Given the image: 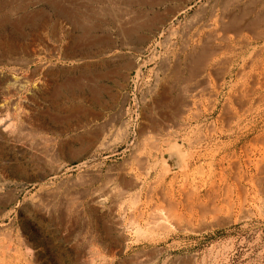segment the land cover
I'll list each match as a JSON object with an SVG mask.
<instances>
[{
	"label": "rangeland",
	"instance_id": "1",
	"mask_svg": "<svg viewBox=\"0 0 264 264\" xmlns=\"http://www.w3.org/2000/svg\"><path fill=\"white\" fill-rule=\"evenodd\" d=\"M223 13L254 24L196 89ZM259 30L264 0H0V264H264Z\"/></svg>",
	"mask_w": 264,
	"mask_h": 264
},
{
	"label": "bare ground",
	"instance_id": "2",
	"mask_svg": "<svg viewBox=\"0 0 264 264\" xmlns=\"http://www.w3.org/2000/svg\"><path fill=\"white\" fill-rule=\"evenodd\" d=\"M239 4V3H238ZM225 7V6H224ZM232 7V6H231ZM258 8V7H257ZM185 9V8H184ZM214 9V8H213ZM222 9V8H221ZM213 13V12H212ZM222 15V14H221ZM233 16V15H232ZM249 16V15H248ZM224 17H228V15H226L225 13H223V16H222V18H221V24L223 23L222 21H224V20H222ZM230 17V16H229ZM237 17V16H236ZM260 17H261V15H260ZM219 18V19H220ZM244 18V17H243ZM246 18L247 17H245L244 19H238V18H233V20L232 21H230V20H225V21H227L228 23H229V21L231 22L230 24H228V23H224V24H222L223 25V28H221V27H219V28H221L220 30L222 31V34L223 35H219L218 34V32H217V30L216 31H214V30H206L204 33L202 32V34H201V36H200V38H199V40H198V42L196 43V44H190V39H186V41L184 42V45H181V46H183V49H185V50H187V49H189L190 51L187 53V54H189L190 52H192L193 54H191L190 56L191 57H189L188 55H187V60H186V63L184 64L185 65V71L188 73V75L185 77V82L187 83L189 80H194V86H196L195 88L197 89V86L199 85V83H200V81L202 80L201 78L203 77L202 76V70H204V68L203 67H205L206 65L207 66H210L213 62H215V60H216V58H217V55L219 54V52L220 51H222V49H223V46H226L227 45V43H228V41H229V36L228 35H226V32H227V30H232V31H234V32H239L240 34H241V31L243 30L244 31V29H246L248 26L250 27V24H254L252 21H251V19L250 20H248V18H247V20H246ZM250 18V17H249ZM258 19V18H257ZM203 20V19H202ZM255 22V21H254ZM260 22V21H259ZM261 22H263V21H261ZM15 23V22H14ZM19 24V23H18ZM218 24V23H217ZM257 24L255 23V26H256ZM208 26V25H207ZM206 26V27H207ZM257 26H259V25H257ZM199 27H201V26H199ZM210 27V26H209ZM218 27V26H217ZM261 27H262V25H261ZM252 28V27H251ZM251 28H249V29H247V30H251ZM166 29V28H165ZM190 29V28H189ZM162 31V30H161ZM169 31V30H168ZM219 31V30H218ZM220 31V32H221ZM246 31V30H245ZM177 32V31H176ZM195 32V31H194ZM261 32H263V31H260L259 30V33H261ZM183 33V32H182ZM235 33V34H236ZM264 33V32H263ZM262 33V34H263ZM251 34V33H250ZM169 35V34H168ZM184 35V34H183ZM237 35H238V33L236 34V37H237ZM258 35V34H257ZM256 35V36H257ZM186 36V35H185ZM242 36V35H241ZM259 36V35H258ZM184 37V36H183ZM196 37V36H195ZM234 37V36H233ZM254 37H255V35H254ZM252 38V37H251ZM256 38H259V37H256ZM260 38H261V36H260ZM238 39V38H237ZM162 40V39H161ZM185 40V39H184ZM197 40V39H196ZM243 40V39H242ZM249 40V39H248ZM168 41V40H167ZM245 41V40H244ZM239 42H242V41H239ZM141 46V45H140ZM27 53V52H26ZM153 55H155L154 53H153ZM185 55H186V52H185ZM221 56V55H220ZM226 56V55H225ZM155 57V56H154ZM98 59V58H97ZM148 59V58H147ZM151 59V58H150ZM254 59V58H253ZM225 60V59H224ZM228 60V59H227ZM146 61V60H145ZM165 61V60H164ZM218 61V60H217ZM216 61V62H217ZM248 61V60H247ZM167 62V61H166ZM216 62H215V65H216ZM29 63V62H28ZM143 63V62H142ZM141 64V63H140ZM139 64V65H140ZM144 64V63H143ZM177 64V63H176ZM247 65V64H246ZM206 66V67H207ZM212 66H214V64L212 65ZM212 66H210V67H212ZM231 66V65H230ZM180 67V66H179ZM209 67V68H210ZM258 67H259V65H258ZM181 69V68H180ZM212 69V68H211ZM240 69V68H239ZM175 70L176 69H174V72L173 73H175ZM182 70V69H181ZM184 70H183V72H184ZM140 71V70H139ZM244 71V70H243ZM170 72H171V70H170ZM204 72H205V70H204ZM178 73H180V72H178ZM182 73V72H181ZM210 73V72H209ZM224 73V72H223ZM222 73V74H223ZM204 74V73H203ZM170 75V74H169ZM168 75V76H169ZM176 75V74H175ZM216 75V74H215ZM221 75V74H220ZM174 75H172V77H173ZM179 77V76H178ZM241 77V76H240ZM184 78V77H183ZM238 78V77H237ZM178 80V79H177ZM255 80V79H254ZM214 81V80H213ZM165 82V81H164ZM165 83H167V82H165ZM164 83V84H165ZM251 83V82H250ZM173 84V83H172ZM193 84V83H192ZM164 87V89L166 90V89H170V87H172L171 85H170V83L168 82V85L166 84V86H163ZM182 87V86H181ZM205 87V86H204ZM173 88V87H172ZM171 88V89H172ZM186 89H188V88H184L183 90H185L186 91ZM236 89V88H235ZM207 90V89H206ZM163 91V90H162ZM200 91V90H199ZM251 91V90H250ZM156 92V90L155 89H153V90H150L149 91V93L150 94H154ZM191 92V91H190ZM209 92V91H208ZM247 92V91H246ZM240 93V92H239ZM182 94V93H181ZM172 95V94H171ZM170 95V96H171ZM233 95V94H232ZM160 96V95H159ZM177 96V95H176ZM172 97V96H171ZM187 98V97H186ZM226 98V97H225ZM255 98V97H254ZM244 99V98H243ZM4 100V99H3ZM236 100V99H235ZM191 101V100H190ZM186 102V101H185ZM153 103V102H152ZM162 103V102H161ZM179 103V102H178ZM189 103V102H188ZM194 103V102H193ZM187 104V103H186ZM192 104V103H191ZM144 105V104H143ZM146 105V104H145ZM184 105H185V103H184ZM189 106V105H188ZM148 108V107H147ZM186 108V107H185ZM227 108V107H226ZM211 111V110H210ZM226 111V110H225ZM151 115H152V113H151ZM150 116V115H149ZM230 116V115H229ZM153 117V116H152ZM179 117V116H178ZM54 118V117H53ZM146 118V117H145ZM149 119V118H148ZM189 119V118H188ZM218 119V118H217ZM159 120V119H158ZM172 120V119H171ZM176 121V120H175ZM143 122V121H142ZM1 123V122H0ZM146 124H147V126H151V127H153V128H155V130L156 129H159V128H162V125H161V123L159 122V121H157V120H152V122L150 123V121H148V123H147V121L145 122ZM7 124V123H6ZM143 125V124H142ZM171 125V124H170ZM145 127L146 126H143L142 127V131H143V129H145ZM177 127V126H176ZM179 127V126H178ZM210 127V126H209ZM8 128V127H7ZM149 128V127H148ZM166 128V127H165ZM169 128V127H168ZM168 128H166V129H168ZM12 129V128H11ZM104 129V128H103ZM139 129V128H138ZM147 129V128H146ZM211 130H212V128H211ZM214 130V129H213ZM6 131V130H5ZM148 131V130H147ZM154 132V131H153ZM177 132V131H176ZM182 132V131H181ZM140 133V132H139ZM143 133V132H142ZM203 133V132H202ZM201 133V134H202ZM89 134V133H88ZM162 134V133H161ZM177 134V133H176ZM200 134V135H201ZM209 133L207 132V135H208ZM157 135V134H156ZM200 135H199V137H200ZM203 135V134H202ZM139 136V135H138ZM185 137V136H184ZM136 138V137H135ZM142 138V137H141ZM201 138V137H200ZM199 138V139H200ZM204 138V137H203ZM169 139V138H168ZM189 139V138H188ZM194 139V138H193ZM192 139V140H193ZM191 140V139H190ZM163 142H165L164 144L167 146V148H165V147H163V148H165L164 150L165 151H167V158H168V160H171V161H173L174 163H176L177 165H179V164H181V156L179 155L180 153H179V151H178V149H177V143H173L172 144V142H170V141H168V140H166L165 141V139H164V141ZM162 142V143H163ZM92 143V142H91ZM171 143V144H170ZM90 144V143H89ZM130 144V143H129ZM131 145V144H130ZM161 146V145H160ZM215 147V146H214ZM156 148H157V146H156ZM160 148V147H159ZM211 148V147H210ZM209 148V149H210ZM191 149V148H190ZM156 151H157V149H156ZM160 151H161V148H160ZM165 151H163V152H165ZM159 152V151H158ZM157 152V153H158ZM162 152V153H163ZM185 154V153H184ZM189 155H191V154H189ZM134 156V155H133ZM144 156V155H143ZM161 157V156H160ZM163 159V158H162ZM166 160V159H165ZM188 160V159H187ZM220 160V159H219ZM222 160V159H221ZM146 161V160H145ZM140 163V162H139ZM184 163V162H183ZM145 164V163H144ZM175 164V165H176ZM166 165V164H165ZM140 166H141V164H140ZM188 167V166H187ZM129 169V168H128ZM159 171V170H158ZM161 171H163V170H161ZM169 171V170H168ZM159 173V172H158ZM162 173V172H161ZM100 174V173H99ZM185 174V173H184ZM155 175V174H154ZM186 175V174H185ZM157 176V175H156ZM158 177V176H157ZM163 178V177H162ZM112 179V178H111ZM182 182V181H181ZM113 184V183H112ZM125 184V183H124ZM168 184H171V183H168ZM130 186H131V184H129ZM149 185V184H148ZM150 188V187H149ZM146 189H148V187L146 188ZM180 189H182V188H180ZM128 190V189H127ZM151 190V189H150ZM120 191V190H119ZM124 191V190H123ZM140 191V190H139ZM160 191V190H159ZM167 191V190H166ZM156 192H157V190H156ZM161 192V191H160ZM162 192H164V190L162 191ZM113 193V192H112ZM125 193V192H124ZM165 193V192H164ZM92 194H94L93 192H92ZM185 194V193H184ZM91 195V194H90ZM135 195V194H134ZM166 196V195H165ZM130 198H132L131 196H129ZM158 197V196H157ZM107 199V198H106ZM134 199V198H133ZM92 200V199H91ZM102 200H105L104 198H102ZM136 200V199H135ZM97 203H98V205H102L103 204V202H105V201H101V199L100 200H97L96 201ZM135 202V201H134ZM168 202V201H167ZM115 203V202H114ZM123 203V202H122ZM153 203V202H152ZM113 204V203H112ZM121 204V203H120ZM169 204V203H168ZM97 205V204H96ZM106 205V204H105ZM137 205V204H136ZM152 205H154V204H152ZM177 205V204H176ZM103 206V205H102ZM197 206V205H196ZM137 208V207H136ZM154 208V207H153ZM152 208V209H153ZM216 208V207H215ZM138 209V208H137ZM164 209H166L165 207H164ZM163 208H156L155 209V211H154V213H153V219L155 220H159L158 222H160V223H162V225H163V222H164V220H166V217L165 216H168L167 214L165 215L164 214V212H163V210H164ZM120 210V209H119ZM123 210V209H122ZM130 210V209H129ZM131 212H132V209H131ZM179 212V211H178ZM151 214V212L149 211L148 212V214ZM166 213V212H165ZM132 214V213H131ZM165 215V216H164ZM130 216H132V215H130ZM140 216V215H139ZM150 216H152V215H150ZM175 217H177V216H175ZM186 217V216H185ZM172 218H174V217H172ZM178 218V217H177ZM176 218V219H177ZM104 219V218H103ZM170 219V218H169ZM176 219H174V220H176ZM181 220V219H180ZM121 221V220H120ZM156 221V222H157ZM157 222V224H159ZM170 222V221H169ZM105 223V222H104ZM151 224V223H150ZM179 224V223H178ZM161 225V224H160ZM116 226H118V225H116ZM184 226V225H183ZM19 251V250H18ZM18 254V253H17Z\"/></svg>",
	"mask_w": 264,
	"mask_h": 264
},
{
	"label": "crops",
	"instance_id": "3",
	"mask_svg": "<svg viewBox=\"0 0 264 264\" xmlns=\"http://www.w3.org/2000/svg\"><path fill=\"white\" fill-rule=\"evenodd\" d=\"M129 61L132 62L133 60L130 59ZM129 69H130V68H128V67L125 68V71H124V74H123V75H124V76H123V78H124V82H126V80H127V73H128V71H129Z\"/></svg>",
	"mask_w": 264,
	"mask_h": 264
}]
</instances>
